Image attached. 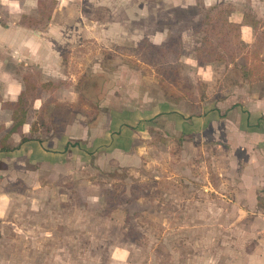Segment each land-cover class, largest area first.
<instances>
[{"label": "rangeland", "instance_id": "rangeland-1", "mask_svg": "<svg viewBox=\"0 0 264 264\" xmlns=\"http://www.w3.org/2000/svg\"><path fill=\"white\" fill-rule=\"evenodd\" d=\"M59 1L21 19L45 30L57 9L63 18L65 35L54 40L64 66L24 75L43 98L38 127L84 118L99 134L110 108L216 106L232 93L229 110L255 106L264 117V0ZM238 15L252 39L230 20ZM192 57L213 65L212 77L185 63ZM223 137L194 142L160 121L138 134L129 161L100 150L36 181L15 176L0 264H264L261 153Z\"/></svg>", "mask_w": 264, "mask_h": 264}, {"label": "crops", "instance_id": "crops-1", "mask_svg": "<svg viewBox=\"0 0 264 264\" xmlns=\"http://www.w3.org/2000/svg\"><path fill=\"white\" fill-rule=\"evenodd\" d=\"M66 1L68 2L60 0L59 7H64ZM37 7L38 0H0V217L6 214L13 198L6 182L18 181L15 176L20 175L25 179L33 177L36 181L48 170L83 163L100 150L110 156L123 155L129 161L138 134L147 133L160 121L167 123V133L183 135L192 138L194 142L217 140L222 136V140H227L232 134L233 142L238 144L236 136L240 139L242 137L246 148L261 153V166L259 171L256 170L255 180L264 182V117L259 111H255V106L250 111H245L240 105L229 110L232 105L237 104V97L233 99L231 96L233 93L220 99L216 106L208 98L203 101L197 99L193 105L197 109L194 114L191 112V103L180 107L167 99L151 102L147 109L110 108L108 117L97 130L99 134L92 127H88L84 118H75L67 125L55 123L51 132H47L44 127H38L35 113L42 112L43 98L37 97L27 121L19 131L10 133L14 111L5 104L15 103L19 99L25 88L24 75L33 69H39L46 74L64 66V49L54 40L57 38L60 43L61 39L58 37L65 35L61 26L63 18L56 16L59 9L45 30L33 29L21 22L24 13L33 12ZM243 19L240 15L234 19L230 17L231 21L241 24L242 32L247 36L249 34L252 39L253 29L251 25L244 24ZM185 63L195 65V71L202 78L209 79L213 75L214 66L210 63L198 64L194 57ZM223 115L225 117L222 119L225 121L220 118ZM220 122L226 126L220 128ZM7 136V143L13 149L3 151L1 141ZM24 136L29 137L28 140L22 141ZM85 138L88 141L85 142ZM18 171L20 172L17 173ZM247 184L250 185L249 182Z\"/></svg>", "mask_w": 264, "mask_h": 264}, {"label": "trees", "instance_id": "trees-1", "mask_svg": "<svg viewBox=\"0 0 264 264\" xmlns=\"http://www.w3.org/2000/svg\"><path fill=\"white\" fill-rule=\"evenodd\" d=\"M44 5H45V0H38V8H37V10L39 11L40 8L42 9L43 7H45ZM54 5H55V2L53 1V5L51 7H53ZM168 47L172 48L173 46H168ZM44 84H43V86H47L48 84L50 85L51 83L47 82V83H44ZM26 85L27 84H26V81H25V88L22 91L19 99L15 103H12V104L7 103V104H5L6 106L12 108L13 111H14L13 126L10 129V133L15 132V131H19L21 129L23 124L28 119L29 111L31 110L35 99L37 97H39L38 94L35 95V96L34 95H30L31 90H30V88H27ZM42 88L38 91V93H40ZM8 138H9V136L5 137L3 139V141H1V150H3V151H7V150H12L13 149V146L10 145L9 143H7V139ZM28 138L29 137L24 136L22 138V141H26V140H28Z\"/></svg>", "mask_w": 264, "mask_h": 264}]
</instances>
